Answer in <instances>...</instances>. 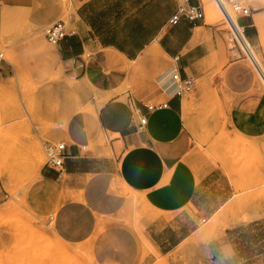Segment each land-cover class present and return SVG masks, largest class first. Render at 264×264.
Here are the masks:
<instances>
[{"label":"crops","instance_id":"crops-1","mask_svg":"<svg viewBox=\"0 0 264 264\" xmlns=\"http://www.w3.org/2000/svg\"><path fill=\"white\" fill-rule=\"evenodd\" d=\"M69 1L72 29L57 47L72 73L94 90L61 128L67 146L62 169L47 166L32 187L43 200L38 213L59 209L58 229L67 238L99 240L103 264H137L148 243L163 254L202 246L205 264H264V95L221 108L228 128L242 135L245 154L248 143L259 149L257 165L245 157L236 171L231 161L228 169L215 159L199 162L191 130L197 108L191 98L175 95L171 77L153 91L121 85L129 69L158 62L161 54L173 60L168 72L174 78L192 76L235 96L261 89L250 64L238 59L216 73V28L206 18L170 21L183 0ZM48 6L43 1L40 20ZM36 13L37 0H0V38L23 30ZM240 23L254 38V18ZM260 57L264 64L262 44ZM195 91L197 99L201 91ZM158 102L168 106L148 110ZM198 237H204L199 244Z\"/></svg>","mask_w":264,"mask_h":264},{"label":"rangeland","instance_id":"rangeland-1","mask_svg":"<svg viewBox=\"0 0 264 264\" xmlns=\"http://www.w3.org/2000/svg\"><path fill=\"white\" fill-rule=\"evenodd\" d=\"M43 1L50 6L43 10L45 18L40 20ZM52 1L59 6L53 7ZM223 1L235 22L241 25L240 18H254L259 30L251 39L243 28L249 51L220 1L202 0L206 22L216 28L219 42L213 51L212 69L221 72L230 62L243 58L254 70L261 89L235 96L222 95L217 87L197 79L195 89L185 97L191 98L193 107L197 108L191 130L193 150L199 162L215 159L228 169L231 161L239 171L245 157L251 159L252 166L258 164L259 149L248 143L245 154L242 135L228 128L230 118L221 108L230 101L249 102L252 96L255 102L259 94L264 95V64L260 57V44L264 47V12H261L264 0ZM234 3L251 8V13L243 14L235 9ZM70 10L69 0H37L36 19L18 33L0 38V51L7 59L0 64V264H103L98 252L99 240L67 238L58 229L59 209H50L45 216L39 214L43 200L36 199L32 188L47 167L44 145L64 142L60 134L65 117L82 108L94 90L91 81L72 73L57 44L46 36V30L60 20L66 22L68 31L72 29ZM47 52L52 55L48 56ZM159 57L158 62L137 64L136 69H129L121 85L132 89L145 85L153 91L161 89L166 77H171L174 84L179 76L174 78V73L168 72L173 60L161 54ZM196 89L201 91L197 99ZM124 189L135 200L133 190ZM210 226L211 223L206 227ZM103 227L99 224L98 230ZM197 239L194 242L199 244L204 237ZM146 256L148 259L144 261ZM140 258L137 264H205L202 246L163 254L148 243L142 248Z\"/></svg>","mask_w":264,"mask_h":264},{"label":"built area","instance_id":"built-area-1","mask_svg":"<svg viewBox=\"0 0 264 264\" xmlns=\"http://www.w3.org/2000/svg\"><path fill=\"white\" fill-rule=\"evenodd\" d=\"M235 9L241 10L243 14L249 15L251 8L242 7L240 3H234ZM182 18L187 19L192 23H196L206 18V13L201 3H196L193 0H183L179 5L171 18V23H178ZM68 35L67 24L64 20H60L54 23L46 30V36L49 41L53 43H59ZM4 53L0 51V64L2 61H6ZM2 68L0 65V72ZM196 86V79L192 76H186L184 78L179 77L174 82L175 95L183 96L189 92H192ZM168 102H158L148 105V110L153 111L156 108L167 107ZM147 116L143 115L140 118V128H144L147 124ZM45 151L47 155L46 165L52 169L60 171L63 167L66 157V143L65 142H47L45 145Z\"/></svg>","mask_w":264,"mask_h":264},{"label":"bare ground","instance_id":"bare-ground-1","mask_svg":"<svg viewBox=\"0 0 264 264\" xmlns=\"http://www.w3.org/2000/svg\"><path fill=\"white\" fill-rule=\"evenodd\" d=\"M219 1H220V6L222 5V7L225 9V11H226V13L228 14V16L231 18L230 20H231L232 26L234 27V30L236 31V33H238V37L240 38V40H241L242 42H244V43L246 44V47H248V49H249L250 46L248 45L247 38H246V35H245V33H244L243 28L240 26V24H238L237 22H235V20L233 19V17H232L231 14H230V11H229L227 5L225 4V2H224L223 0H219ZM218 4H219V3H218ZM216 13H219V12L216 11ZM258 24H259V26H260L261 28H263V24H262V21H261V20H259ZM241 41H240V42H241ZM243 45H244V44H243ZM244 46H245V45H244ZM41 51H42V50H41ZM249 51H250V49H249ZM47 55H48V56H51L52 54H51L50 52H47ZM4 89H5V88H4ZM0 90H1V88H0ZM0 92H1V91H0ZM67 119H68V117H65V120H64L63 124L67 123V121H68Z\"/></svg>","mask_w":264,"mask_h":264}]
</instances>
